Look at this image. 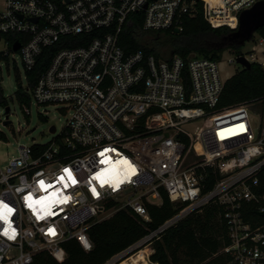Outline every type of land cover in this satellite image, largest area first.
<instances>
[{"label":"built area","instance_id":"obj_1","mask_svg":"<svg viewBox=\"0 0 264 264\" xmlns=\"http://www.w3.org/2000/svg\"><path fill=\"white\" fill-rule=\"evenodd\" d=\"M198 1L0 0V34L12 36L11 41L3 38L10 51L19 43L15 51L25 74L44 48L56 46L24 91L36 104L58 106L67 115L51 141L19 145L17 155L0 165V210L4 205L12 209L7 221L0 219V264H29L41 250L62 262V243L68 239L88 251L87 230L99 215L129 208L148 220L144 203L160 204V189L186 206L146 238L215 202L223 206L228 236L220 252L231 264H264V220L244 216L246 203L264 216V190H258L264 170V97L258 112L244 113L245 122L217 121L230 111L216 108L225 82L218 59L156 58L140 48L125 53L118 43L120 33L137 21L136 36L145 40L161 30H180L185 17L196 15ZM200 1L211 27L235 30L239 13L258 0ZM238 55L257 62L254 53ZM198 119L208 125L216 121L218 131L239 144H224L184 164L192 145L185 126ZM221 136L210 139L222 142ZM207 168L218 178L204 192ZM109 200L120 204L113 209ZM133 247L103 264H115Z\"/></svg>","mask_w":264,"mask_h":264},{"label":"trees","instance_id":"obj_2","mask_svg":"<svg viewBox=\"0 0 264 264\" xmlns=\"http://www.w3.org/2000/svg\"><path fill=\"white\" fill-rule=\"evenodd\" d=\"M197 13L193 17H185L181 29L174 28L161 30L145 40L136 36L140 22L122 31L118 43L125 53H130L138 48L145 54H153L156 58L178 55L183 59L199 55L218 59L223 47L236 45H223V37L232 31L228 26L211 27L206 20V4L198 1ZM133 15V14H132ZM264 36V26L258 28ZM7 41L11 35L0 34ZM14 38L19 35H13ZM56 46L46 47L36 61L33 70L27 72L28 87H31L36 76L47 65L52 51ZM1 55L0 58H4ZM18 89L16 98L21 104L27 103L29 95ZM264 97V69L257 63L251 62L250 68H241L225 80L217 109L231 108L241 104L258 101ZM0 104L5 105L6 100L0 95ZM188 142L186 137H183ZM218 174L207 168L205 172L203 191L209 190ZM259 191L264 190V170L259 176ZM161 203L156 205L145 202L148 220H144L131 209L116 210L110 217L92 224L87 232L92 243L90 250L85 251L75 239H68L62 243L66 257L62 262L56 261L51 254L41 250L34 254L29 264H103L114 255L142 240L166 220L182 210L186 203L172 202L166 192L160 189ZM115 204L109 200L108 206ZM223 206L210 202L200 210H193L168 226L163 231L152 236V252L148 258L157 264H184L207 261L209 264H231L229 257L220 252L228 244L226 224L223 218ZM244 216L247 219L264 220L259 216L252 203H246ZM131 255L127 260L130 264H148L143 255ZM131 258V259H130ZM124 260V259H123ZM124 264H129L128 261Z\"/></svg>","mask_w":264,"mask_h":264},{"label":"rangeland","instance_id":"obj_3","mask_svg":"<svg viewBox=\"0 0 264 264\" xmlns=\"http://www.w3.org/2000/svg\"><path fill=\"white\" fill-rule=\"evenodd\" d=\"M239 49L231 46H226L221 49L218 57V71L223 81L227 80L237 70L241 69V66L237 64L233 59L238 51L244 54L254 53L257 63L264 69V36L259 31H255L251 36V39L244 44L238 46ZM253 48V50H252ZM0 53L5 55L4 58H0V95L5 98L6 104H0V165L3 166L8 159L17 155L19 145H30L33 142L48 143L52 140L55 134H58L65 124L67 115L63 113L58 106L54 105H39L29 98L27 103L21 104L15 96V92L20 87L21 91H24L27 86V79L24 68L20 61L19 53L17 51H10L5 40L0 36ZM232 60L228 62V60ZM9 108V112L5 114L4 108ZM27 107L29 113L26 114L24 109ZM240 106L230 108L227 114H224L217 118V121L230 120L235 117L245 122V115L250 116L253 112H258L260 103L256 101L254 103H248L243 105V108L238 109ZM245 113V115H244ZM5 116L10 122L3 124ZM233 117V118H232ZM205 120V119H204ZM203 119H198L187 124L185 128L190 132L191 148L188 151L184 164L197 162L204 157V153L213 149H219L220 146L227 144V148H233L240 142L236 137L230 138L224 131H218L221 129L219 123L211 121L208 125ZM223 123V122H222ZM51 126L55 127V132L49 131ZM216 126V128H215ZM240 132L242 130L240 129ZM217 133H221L220 139L222 142L215 139H210ZM237 134V133H234ZM233 134V135H234ZM222 149V148H221ZM120 204L119 200H115L113 209L117 208ZM109 215H99L96 221H101L110 217ZM144 219V218H143ZM145 220V219H144ZM154 241L150 238H143L134 244V247L123 254L114 263L124 264L126 257L130 255L139 256L143 250V255L148 264H150L147 256L153 251ZM124 259V260H123ZM131 259V258H130ZM129 263V260H127ZM130 264V263H129ZM184 264H209L207 261L198 263H184Z\"/></svg>","mask_w":264,"mask_h":264},{"label":"water","instance_id":"obj_4","mask_svg":"<svg viewBox=\"0 0 264 264\" xmlns=\"http://www.w3.org/2000/svg\"><path fill=\"white\" fill-rule=\"evenodd\" d=\"M264 26V0L256 1L251 7L242 10L238 15V25L235 30H232L230 34L223 37V45H236L240 46L246 41L251 39L253 33L260 27ZM175 31H177L175 29ZM19 47V43L12 45V50L15 51ZM241 51H238L240 53ZM235 62L241 66V68H250L251 62L247 61L242 55H238L235 58ZM5 113L9 111L6 106ZM7 117V116H5ZM9 120L5 119L3 124H8ZM54 127H50L52 132Z\"/></svg>","mask_w":264,"mask_h":264},{"label":"snow or ice","instance_id":"obj_5","mask_svg":"<svg viewBox=\"0 0 264 264\" xmlns=\"http://www.w3.org/2000/svg\"><path fill=\"white\" fill-rule=\"evenodd\" d=\"M242 127H243V126H241V128H242ZM124 163L127 164L128 162H127V161H124ZM129 167H131V165H129ZM65 172L67 173L68 178L71 179L73 183H75L76 181H75V179L72 177L71 172L68 171L67 169H65ZM61 179H63V177H61ZM97 179H99V177H97ZM102 183H103V181H102ZM40 184H41V187H44V182H43V181H41ZM93 191H94V190H93ZM54 195H55V194H53V196H54ZM29 199H30V197H29ZM42 202H43V201H38V203H42ZM11 212H12V209H11V208H8L7 205H4V206H3V209L0 210V219L7 221L8 216L11 214ZM48 214H51L50 211H49ZM50 232H51L52 234H54V230H50ZM5 234H7V232H6Z\"/></svg>","mask_w":264,"mask_h":264}]
</instances>
